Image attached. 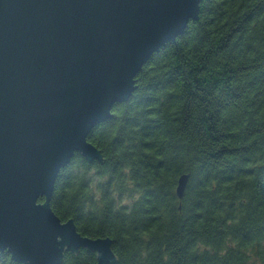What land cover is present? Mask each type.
I'll return each mask as SVG.
<instances>
[{
	"label": "trees",
	"instance_id": "16d2710c",
	"mask_svg": "<svg viewBox=\"0 0 264 264\" xmlns=\"http://www.w3.org/2000/svg\"><path fill=\"white\" fill-rule=\"evenodd\" d=\"M136 82L88 135L104 162L76 152L61 169L54 212L111 237V264H264V0H203ZM0 264L23 263L5 250Z\"/></svg>",
	"mask_w": 264,
	"mask_h": 264
},
{
	"label": "water",
	"instance_id": "95a60500",
	"mask_svg": "<svg viewBox=\"0 0 264 264\" xmlns=\"http://www.w3.org/2000/svg\"><path fill=\"white\" fill-rule=\"evenodd\" d=\"M202 1L0 0V252L23 264H61L81 248L96 264L117 260L111 237L83 235L54 212L55 184L76 152L104 162L89 133L200 18Z\"/></svg>",
	"mask_w": 264,
	"mask_h": 264
},
{
	"label": "rangeland",
	"instance_id": "374dc122",
	"mask_svg": "<svg viewBox=\"0 0 264 264\" xmlns=\"http://www.w3.org/2000/svg\"><path fill=\"white\" fill-rule=\"evenodd\" d=\"M97 184V182L96 181H94V185H96Z\"/></svg>",
	"mask_w": 264,
	"mask_h": 264
}]
</instances>
